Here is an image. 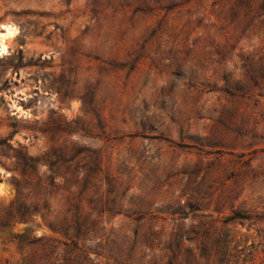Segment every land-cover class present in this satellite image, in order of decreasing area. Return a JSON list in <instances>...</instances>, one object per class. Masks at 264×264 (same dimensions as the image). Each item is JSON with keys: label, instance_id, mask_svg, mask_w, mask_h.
I'll use <instances>...</instances> for the list:
<instances>
[{"label": "rangeland", "instance_id": "1", "mask_svg": "<svg viewBox=\"0 0 264 264\" xmlns=\"http://www.w3.org/2000/svg\"><path fill=\"white\" fill-rule=\"evenodd\" d=\"M0 264H264V0H0Z\"/></svg>", "mask_w": 264, "mask_h": 264}]
</instances>
